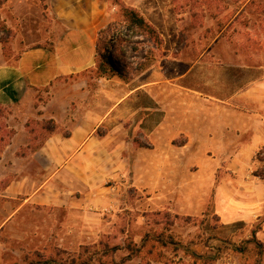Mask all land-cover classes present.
Listing matches in <instances>:
<instances>
[{
    "label": "rangeland",
    "instance_id": "1",
    "mask_svg": "<svg viewBox=\"0 0 264 264\" xmlns=\"http://www.w3.org/2000/svg\"><path fill=\"white\" fill-rule=\"evenodd\" d=\"M109 2L115 32L97 43L116 75L98 73L96 53L92 66L0 110V157L31 156L54 136L73 135L79 145L75 163L58 167L55 191L74 210L19 212L0 228V264H193L153 241L138 248L145 234L163 233L213 255L207 238L240 245L259 224L222 226L215 189L241 177L246 165L236 147L259 118L243 95L264 81V0H189L183 8L172 0ZM122 6L155 29L160 47L124 23ZM60 31L49 0H0L6 61L51 46ZM4 163L0 192L20 166ZM9 212L0 210V222ZM257 238L261 254L252 245L244 254L224 250L213 264H264Z\"/></svg>",
    "mask_w": 264,
    "mask_h": 264
},
{
    "label": "crops",
    "instance_id": "2",
    "mask_svg": "<svg viewBox=\"0 0 264 264\" xmlns=\"http://www.w3.org/2000/svg\"><path fill=\"white\" fill-rule=\"evenodd\" d=\"M49 4L51 14L61 25L51 46L28 48L16 61L9 62L0 43V110L22 102L34 89H44L56 79L95 63L98 33L110 23L109 0H49ZM243 97L258 107L259 118L250 119L254 122L247 127L248 140L236 147L246 165L239 172L241 177L231 183L218 182L215 189V215L222 226L239 222L253 224L264 214V175L253 174L258 168L264 169V81L252 86ZM78 149L73 135L61 140L54 136L31 156L15 160L13 152L0 157L3 168L4 161L10 158L20 165L18 174L0 192V210H10L0 222V228L25 210H62L63 207L74 210V202H66L67 198L55 191L60 189L58 184L64 172L58 167L64 162L73 165ZM71 172L75 174L74 170ZM257 237L264 242V225L256 234L258 240Z\"/></svg>",
    "mask_w": 264,
    "mask_h": 264
},
{
    "label": "trees",
    "instance_id": "3",
    "mask_svg": "<svg viewBox=\"0 0 264 264\" xmlns=\"http://www.w3.org/2000/svg\"><path fill=\"white\" fill-rule=\"evenodd\" d=\"M173 3L177 4V1H182L184 5L183 7H187L189 4V0H172ZM175 4V5H176ZM121 17L124 23L132 28L138 30L142 35L149 38L153 42H155L156 46L160 47L162 41L155 31V29L150 26L145 19L139 14V12L134 8L128 7H121ZM116 24L111 21L105 29H102L98 33V38L102 37L103 35H108L112 31L115 30ZM115 32V31H114ZM113 33V32H112ZM98 41V39H97ZM1 43V41H0ZM96 53L100 56L99 60L96 62V68L98 73L101 76L104 75H116V72L112 69L111 62L106 59V53H103L99 50V46L97 43ZM96 59V58H95ZM96 61V60H95ZM256 225V228L251 232V236L249 239L244 240L240 243V245H236L229 240L220 239L217 237H209L205 241V247L210 250L213 255H200L197 252L190 249L189 245H192V242L188 246L182 245L180 242L175 241L171 235L165 236L163 233L159 234H150L147 233L141 240V245L138 248L143 249L150 241H153L157 245H160L163 248L171 247L172 250L177 253L178 251L182 250L186 256L193 260V264H197L198 262H202L201 264H213L218 257L222 254L224 250H230L238 254H244L248 249V246L252 245L254 248L258 249L259 254H261L262 244L256 239V234L261 231L262 226L264 225V220ZM243 224V223H237ZM115 251V250H114ZM30 264H55L52 261H37L32 262ZM78 264H104L101 262L94 263L93 261H83Z\"/></svg>",
    "mask_w": 264,
    "mask_h": 264
}]
</instances>
